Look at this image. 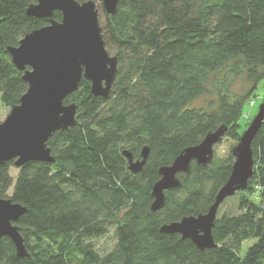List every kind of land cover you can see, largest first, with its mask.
I'll return each instance as SVG.
<instances>
[{"label":"trees","instance_id":"1","mask_svg":"<svg viewBox=\"0 0 264 264\" xmlns=\"http://www.w3.org/2000/svg\"><path fill=\"white\" fill-rule=\"evenodd\" d=\"M36 1L0 0L5 107L17 105L27 91L7 48L47 25L26 14ZM117 7L114 16L102 9L100 25L106 50L118 62L109 98L93 97L83 78L64 101L77 105L76 125L48 141L54 162L0 165V197L26 211L16 225L30 256H17L3 237L0 264H264L258 195L264 192V124L251 144L254 170L247 187L228 211L217 210L213 249L201 251L160 227L206 213L234 157L205 167L191 163L188 174L177 175L180 187L165 192L164 208L153 213L150 206L158 169L184 149L221 126L238 143L244 105L264 81V0H119ZM53 18L60 21L59 12ZM239 78L248 83L240 96L231 91ZM209 86L215 100L191 108ZM144 146L149 154L143 171L131 173L123 152L139 160ZM12 168L18 171L14 178ZM109 235V249L96 247ZM246 240L255 242L240 256Z\"/></svg>","mask_w":264,"mask_h":264},{"label":"water","instance_id":"2","mask_svg":"<svg viewBox=\"0 0 264 264\" xmlns=\"http://www.w3.org/2000/svg\"><path fill=\"white\" fill-rule=\"evenodd\" d=\"M99 1L107 15L116 14L119 0ZM25 11L30 17L45 19L47 25L28 32L18 46L7 48L11 63L21 72L20 78L27 89L0 122V165L13 161L16 167L31 161L53 163L49 139L57 131L73 129L76 125L77 105L64 104L65 99L78 90L84 78L91 95L106 100L118 74L117 56L106 50L94 0H37ZM56 12L60 21L53 18ZM257 112L231 150L234 157L231 173L208 211L164 224L160 227L162 233L176 234L201 251L216 246L212 230L218 208L225 199L243 192L253 175L251 144L264 124V102ZM226 131L227 127L221 126L208 132L198 145L184 149L171 165L158 169L159 180L150 194L153 213L164 208L166 191L180 187L177 175L188 174L191 163L210 165L214 159L213 146L220 143ZM141 150L139 160H134L132 153L123 152L131 173H142L147 162L149 150L146 146ZM25 212L23 206L0 197V240L8 237L15 245L17 256L30 258L16 225Z\"/></svg>","mask_w":264,"mask_h":264},{"label":"rangeland","instance_id":"3","mask_svg":"<svg viewBox=\"0 0 264 264\" xmlns=\"http://www.w3.org/2000/svg\"><path fill=\"white\" fill-rule=\"evenodd\" d=\"M95 7L98 10V19H99V25L102 24V7L99 0H94ZM111 56H114V53H110ZM219 78L222 77V75L218 76ZM248 83L245 79L239 78L235 82L231 84V91L240 96L244 95L248 90ZM209 92L206 94V96H203L199 99H196L195 102L191 103V108H207V106L210 104L209 102H213L215 100V91L214 88L209 86ZM264 102V81H262L261 84L258 85L256 88V91L251 95L250 99L247 100V102L244 105V108L242 110V118L239 121V124L241 125L239 133L240 135L245 131L252 121V118L256 116L258 107L263 104ZM10 107H5L0 101V122H3L7 115L9 114ZM237 142L233 139H229L228 137L224 136L220 143L216 144L213 150V160L220 163L221 161H224L228 159V157H231V150L235 147ZM234 160V158H232ZM17 170L15 168L11 169V176L14 178L17 174ZM257 187L256 185H253L251 189L255 190ZM251 191V190H250ZM10 195V194H9ZM255 195V194H254ZM260 197V201H262V206L264 207V192L261 194H258ZM261 195V196H260ZM228 199V198H227ZM238 199L237 193L233 195V197L230 200L223 201V204L221 205L219 209V214L221 215L224 211H228L232 205L234 204V201ZM113 239L111 235L104 237L100 240H97L96 247L109 249L113 245ZM255 241L254 240H246L242 243V249L240 256H243L245 252L247 251V248L249 245H252Z\"/></svg>","mask_w":264,"mask_h":264}]
</instances>
